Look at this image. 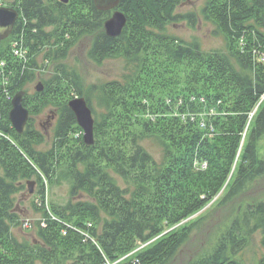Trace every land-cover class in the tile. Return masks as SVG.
<instances>
[{"label": "trees", "instance_id": "obj_1", "mask_svg": "<svg viewBox=\"0 0 264 264\" xmlns=\"http://www.w3.org/2000/svg\"><path fill=\"white\" fill-rule=\"evenodd\" d=\"M198 1L120 0L127 25L118 38L106 35L111 13L95 0L9 5L19 19L0 45V264H171L223 189L216 206L227 208L264 178V0H205L199 13L182 10ZM200 23L224 39L223 49L205 51L198 38L171 31ZM84 39L94 64L125 62L121 80L84 84L69 63ZM38 80L43 90L29 92ZM21 91L29 121L19 135L9 114ZM72 95L93 112L91 147L68 106ZM48 111L55 124L44 149L37 120ZM150 141L160 159L146 149ZM32 180L43 200L44 180L67 185L68 201L52 203L35 239L21 241L18 196ZM258 232L256 264H264V200L237 209L186 264H245Z\"/></svg>", "mask_w": 264, "mask_h": 264}, {"label": "rangeland", "instance_id": "obj_2", "mask_svg": "<svg viewBox=\"0 0 264 264\" xmlns=\"http://www.w3.org/2000/svg\"><path fill=\"white\" fill-rule=\"evenodd\" d=\"M0 1L2 5H4L3 7L6 8H10L9 5H12L15 2V0ZM204 1L205 0H199L190 6H185L182 10L184 12L193 11L199 13ZM212 30V27L203 23H200L196 29H191L186 24H182L171 29L172 33L186 41L198 38L205 51L223 49L225 43L224 39L222 37H214L212 35ZM89 46V39L82 40L71 51L69 59V63L76 66L77 70L80 72L84 80V84L86 86L92 84L101 85L102 83L108 81L121 80L123 75L126 73L125 62L122 59H110L103 65L94 64L87 58ZM40 80L36 81L34 85H30L28 87L29 92H33L36 89L38 84L41 83ZM75 97L72 95L70 101ZM50 116H53V114L48 111L47 114L37 120V123L40 125V130L45 134L48 141L46 146H44V149L49 148L53 136L55 120L50 118ZM145 147L156 159L161 158L160 148L154 143L151 141L145 142ZM259 152L264 158V136L259 141ZM29 183H34V186L32 187L33 193H29L28 186L26 192L18 196L17 212L23 225L21 230L14 229V233L21 241H32L35 239V223L43 219V214L51 208L52 203L63 205L68 201L67 185L51 187L50 182L44 180L46 192L44 196L45 199L43 200V195L38 192L39 184L34 180L29 181ZM224 190L225 189H223L219 195L204 209L205 211L203 210L204 212L200 214V216H206L201 224V229L194 234L191 240L182 248L174 262L171 264H186L190 259L202 252L208 246L212 238H214V235L219 233L220 228L237 209L239 210L248 204H255L264 200V178L259 180L249 192H247L241 199L233 203L231 206L227 208H220L216 205L220 201ZM200 216H198L197 220ZM42 226L45 227V224L42 223ZM262 253L263 248L261 246V233L258 232L251 237L250 244L242 253L241 258L245 264H256Z\"/></svg>", "mask_w": 264, "mask_h": 264}, {"label": "water", "instance_id": "obj_3", "mask_svg": "<svg viewBox=\"0 0 264 264\" xmlns=\"http://www.w3.org/2000/svg\"><path fill=\"white\" fill-rule=\"evenodd\" d=\"M61 3H68L69 0H58ZM120 0H95L96 8L102 12H111V17L105 22V33L110 38H118L122 35L126 25L127 18L124 13L118 10ZM19 19V13L13 8L0 7V45L12 33L16 22ZM43 90L42 84L36 87L37 92ZM25 92L17 93L12 99V109L9 119L13 129L22 135L29 121V111L23 106ZM68 106L75 114L79 128L83 132V142L86 146L95 144V119L93 112L86 99L81 96L73 98ZM34 183H29V193H33Z\"/></svg>", "mask_w": 264, "mask_h": 264}, {"label": "built area", "instance_id": "obj_4", "mask_svg": "<svg viewBox=\"0 0 264 264\" xmlns=\"http://www.w3.org/2000/svg\"><path fill=\"white\" fill-rule=\"evenodd\" d=\"M1 5H2V3L0 1V6ZM23 50H24L23 48L19 47V44L18 43L15 44V55L17 57H19L20 59H25L26 52L23 51ZM261 60L264 62V56L261 58ZM3 67H4V64L1 63L0 64V69H2Z\"/></svg>", "mask_w": 264, "mask_h": 264}, {"label": "flooded vegetation", "instance_id": "obj_5", "mask_svg": "<svg viewBox=\"0 0 264 264\" xmlns=\"http://www.w3.org/2000/svg\"><path fill=\"white\" fill-rule=\"evenodd\" d=\"M68 3H69V1H68ZM68 3H66V4H68ZM0 7H3V5H1ZM111 13V12H110Z\"/></svg>", "mask_w": 264, "mask_h": 264}]
</instances>
